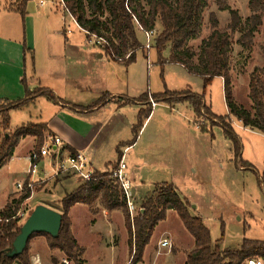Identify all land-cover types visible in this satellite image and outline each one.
<instances>
[{"label":"rangeland","instance_id":"obj_1","mask_svg":"<svg viewBox=\"0 0 264 264\" xmlns=\"http://www.w3.org/2000/svg\"><path fill=\"white\" fill-rule=\"evenodd\" d=\"M41 1L29 2L35 20L28 21L27 24V21L23 23L19 13L6 12L4 10L6 0H0V35L17 40L27 33V27L30 31L33 27L35 48L26 58L27 76L34 77L42 87H49L48 89L56 87L55 79L52 77L55 63L49 64L50 61L49 63L47 61V46L52 43L55 52L59 51L66 42L64 34L66 31L71 42L83 44V52L88 50L89 53L92 50L93 60L88 67L93 78L90 96L98 98L106 92L131 98H139L146 93L162 94L166 91L203 94L204 78L190 74L179 64L169 63L163 68L154 43L150 52L139 50L133 64L128 66L117 63L101 47L95 45L94 40L90 43L86 35L73 23L61 0H51L44 7L40 6ZM21 2L22 0H7L6 7L17 9ZM249 2L250 0H225L224 5L231 10H238L243 19V30L232 34L228 29L231 23L230 11L221 10L219 0H209V7L203 17L202 33L197 40L190 43V47L199 52L203 41L213 31L211 15H216L220 22L219 29L231 34L233 40L231 76L234 98L240 106L255 115L256 110L250 99V83L251 75L256 69L264 70V13L261 15L263 25L256 33L252 47H244L240 40L246 30L247 21L253 16ZM106 19L107 17L103 20ZM161 26L159 22L157 34L161 32ZM58 31L59 34H55ZM138 31L140 42L145 47L146 37L140 29ZM26 45L28 48L27 42ZM163 56L169 58L170 50L168 49ZM2 98L4 97L0 96V99ZM108 99L110 96L107 95L101 98V101L104 103ZM148 99L152 110L151 99L160 104L154 99V95L148 94ZM138 101L141 102L140 98ZM205 105L208 109H202L198 117L190 105H181L175 110L171 109L173 106L161 104L148 120L143 118V123L148 124L140 134L142 141L135 151L129 152L126 156L133 181L132 195L137 209L140 210L143 202L154 196L160 186L173 184L180 195L189 202L191 213L201 217L209 228L213 247H219L221 251H237L246 239L264 242V134L245 128L236 118H231L235 136L242 148L241 162V159L237 158L233 141L226 137L224 128L215 119V116L228 115L224 80L220 78L213 80L208 88ZM148 108L149 106L124 107V110L114 113L115 108L112 107L105 111L104 116L113 123V126L119 125L116 137L129 144L134 140L133 130L141 120L142 111ZM52 116L53 107L45 100H38L28 109L11 114L10 130L4 132L0 126V138L2 140L4 135L11 137L17 129L28 123H46ZM1 122L0 113V125ZM203 126L208 131H205ZM115 135L112 134V140L115 139ZM145 145L149 148V153L143 156V167L136 172L133 168L134 160L139 152L145 149ZM109 147L108 145L102 152L104 155L102 161L110 159L116 162L106 172H98L100 174L111 172L119 161L121 152L118 156L117 148ZM31 149L29 141L22 143L14 159L0 171V212L13 201H18L24 194L17 191L16 185L27 179L29 169L27 154ZM52 176L53 160L45 158L39 164V172L33 180L37 182L35 192L40 193L44 190L43 194H47L46 197L50 200L52 199L48 192L56 180L62 181L71 177L62 174L54 180L39 183ZM77 181L79 182V179L75 178L71 184L62 185L55 196L60 198L64 193L70 192L71 185ZM39 198L40 196H36L32 204L36 205L40 201ZM15 208H18L19 215H25L21 217V226L35 210L28 202L20 206L15 204ZM91 215L93 217H89L83 209H78L73 216L75 223L73 234L84 246H80L83 252L77 262L69 259L60 250L51 249L47 237L37 236L31 241L27 252L30 264H130L134 254L129 244L126 215L116 211L107 213V217L103 218L102 228H94V233L91 232V227L97 221L92 223L91 220L99 215ZM131 223L134 228L132 219ZM165 239L171 242L172 248L160 247V242ZM194 249V237L185 228L178 214L169 211L166 220L156 228L140 264H185L188 254ZM255 261L257 264H264L260 259Z\"/></svg>","mask_w":264,"mask_h":264},{"label":"trees","instance_id":"obj_2","mask_svg":"<svg viewBox=\"0 0 264 264\" xmlns=\"http://www.w3.org/2000/svg\"><path fill=\"white\" fill-rule=\"evenodd\" d=\"M30 1L22 0L19 8L7 9L19 13L25 23L26 9ZM63 2L89 41L92 36H97L109 43V47L101 48L117 63L129 66L136 61L137 52L144 50L138 34L139 24L145 31H156L154 47L163 68L169 63L179 64L190 74L204 78L205 89L202 95L166 91L154 95V99L161 104L174 106L187 103L198 117L202 109H208L205 105L208 88L214 79L222 78L229 115L215 116V119L224 128L226 137L233 141L238 159H241L242 148L230 121L232 117L241 122L245 128L264 134V70L256 69L251 75L250 99L256 110V114L253 115L240 106L234 98L231 76L233 40L231 34L219 29L220 22L216 15H211L213 31L203 41L199 52L190 47V43L197 40L202 33L203 17L209 7V0H63ZM218 4L221 10L230 11L229 31L232 34L242 31L243 19L239 11L225 6V0H219ZM249 7L253 16L247 21L246 30L244 29L245 32L240 40V43L247 48L252 47L255 35L263 25L261 15L264 13V0H250ZM105 17H107L106 21L103 20ZM159 22L162 30L157 34L156 28ZM23 47L26 63L27 55L31 51L25 42ZM168 49L170 57L165 58L163 55ZM22 83L25 87L24 99L18 101L0 99L2 117L0 126L4 132L10 130L11 112L29 106L36 98L46 97L55 104L60 102L51 91L43 88L39 91H31L26 79ZM140 100L149 105L148 93ZM152 113L150 106L142 111L141 120L133 130L134 140L128 146L132 147L137 143L144 126L143 118L148 120ZM203 128L208 131L204 126ZM28 137L36 139L35 150L40 151L47 139L52 137V132L47 124L28 123L17 129L11 137L4 135L2 140L0 138V169L13 158L20 142ZM71 154L76 153L71 151ZM97 176L101 178L98 182H87L62 200L60 209L62 228L58 238L47 234H36L30 240L24 254L13 259L6 256V251L13 247L22 227L15 204L23 205L30 198V192L7 205L0 212V264H30L27 252L31 241L37 236L47 237L51 249L60 250L69 259L77 262L83 249L73 234L70 212L76 205L82 204L88 206L92 214L97 215L96 205L99 201L109 213L122 211L126 215L129 244L134 254L130 264L143 262L146 248L151 244L156 228L166 220L169 211L178 214L185 228L195 239V249L188 254L185 264H245L252 259L264 261V242L246 239L237 251H221L219 247L214 248L209 228L201 217L191 213L189 202L180 195L173 184L160 186L154 196L143 202L133 228L126 202L122 199L111 175L97 173Z\"/></svg>","mask_w":264,"mask_h":264},{"label":"crops","instance_id":"obj_3","mask_svg":"<svg viewBox=\"0 0 264 264\" xmlns=\"http://www.w3.org/2000/svg\"><path fill=\"white\" fill-rule=\"evenodd\" d=\"M30 4L31 3H28L26 9L27 24L28 21L35 20L34 18L35 15L32 14ZM6 5H7V0L4 6V10L6 12H9L10 10L7 9ZM64 22H66L65 19ZM30 24L32 26V22H30ZM76 27L82 33L85 34V32L81 30L77 25ZM55 34H59V31L55 32ZM64 34L66 36V42L59 49V51L55 52V48L52 43H49L47 46V56H48L47 61L48 63L50 61L49 64L55 63V65L53 66L54 75L52 77H54L55 79L56 87H53L52 89H48L49 87L48 88L42 87L39 81L36 80L34 77L27 76V62L25 63V59H24L23 43L24 42L28 43V49L31 52L32 49L35 48V40H34L35 31L33 30V27L31 31L29 27H27V33L25 32L23 37L17 40L4 35H0V96L4 97L2 99L9 101H18L24 99L25 87L22 83L24 79H26V82L31 91L40 88L51 91L60 101L59 104H55L46 97H38L33 102H31L29 106L24 107L20 110L28 109L31 105H34L38 100L42 99L47 101V104L50 105V107H53V116L48 118L46 123H44L48 125L50 131L52 132V137H49L47 140L53 141L55 139H60L62 142V147H64L68 153H71V151H73L76 154H80V153L87 154L92 167L97 172H106L110 167H112V165L116 162V160L112 161L110 159H105L104 160L105 162L102 161V157H104L102 152L105 151V148L108 145L110 146L109 148L116 147L117 155L119 156V153L122 151V149L125 148V146L129 145L131 142L129 144H126L124 143V141H121L116 137L115 133L119 125L116 124L113 126V123H111L109 119L105 118L104 116L105 111L108 110V108L112 109V107H114L115 108L114 113H115L116 111L118 112L120 110H124V107L150 106V105L138 101V99L141 97L131 98L127 95L116 96L109 92L103 93L98 98L94 97L93 95L90 96L89 90L93 78L88 71V67L91 66L93 60L92 50H90L89 53L88 50H85V52H83L84 47L82 43L79 44L77 42H71L68 38L66 31H64ZM220 79L223 81L222 78ZM148 94L156 95L150 93ZM107 95L110 96V99L102 103L101 98ZM126 102H130V103L127 104ZM160 105L161 103L155 109H157ZM181 105H189V104L186 103V104L175 105L171 107V109L177 110V108ZM155 109H153V112ZM14 112L15 111H12L11 114H13ZM228 115H229V110H228ZM147 124L148 123L145 122L140 134L143 132ZM107 130L110 132H108ZM112 134L115 135L114 140H112ZM26 141H29L32 145V149L27 154V159H28V157L32 154V152L36 148V139L32 137L23 139L20 142L19 146ZM140 141H142V138H140L139 136L137 143L131 147V150L129 152L135 151L139 146ZM19 146L15 149L13 158L3 168H6L8 164H10V162L14 159V156ZM144 148L145 149L139 152L136 160H134L135 165L133 166V168L135 169L136 172H139L142 169L143 167L142 158L144 155L149 153V148H146V145L144 146ZM2 169H0V171ZM128 173L130 176L131 174H130L129 165H128ZM27 174H28V170H27ZM75 178L79 179V182L77 181V183H73L71 185L72 186L71 191L64 193L62 197L57 198L55 194L57 193L59 188L62 187V185L64 184H68V183L71 184L72 179ZM39 183H45V181L41 180ZM84 184L85 182H83L80 178L75 176H71L62 181L56 180L55 184H53L52 186L51 191L48 192V195L52 200L46 197L47 194H43L44 193L43 190L40 193L35 192L34 197L31 200H28L27 202L29 205H31V207H33V209H35L40 205H44L50 209L60 212L62 200L68 194L74 192ZM36 196H40L39 198L40 201L36 205H33L32 200ZM78 209H83L88 214L89 217L92 216L91 215L92 212L88 206L82 204L76 205L70 212V218L72 221V230L74 229V225H75L73 216ZM96 210L98 211L97 215L99 216H97L96 218L94 217L91 220L92 223L97 221L95 222V225L91 227L92 228L91 232L93 233L95 231L94 228L97 227L102 228L103 218L104 217L106 218L107 213H109L108 211L105 210L101 201L97 203ZM116 212H122V211H116ZM77 241L81 247H84L83 244L79 241V239H77Z\"/></svg>","mask_w":264,"mask_h":264},{"label":"built area","instance_id":"obj_4","mask_svg":"<svg viewBox=\"0 0 264 264\" xmlns=\"http://www.w3.org/2000/svg\"><path fill=\"white\" fill-rule=\"evenodd\" d=\"M51 0H42L40 2V6H46ZM63 8L66 9L67 13L69 11L66 8L65 3L61 0ZM72 21L81 29L78 25L76 19L69 13ZM139 29L144 33L147 44L144 47V50L150 52L153 48L154 38L156 36V31H145L141 25L138 24ZM82 30V29H81ZM92 38V39H91ZM90 38V43L94 40L95 45L106 48L109 47V43L103 39L98 38L97 36H92ZM151 104L153 109H155L158 104L155 103L153 99H151ZM131 150V147L128 146L121 151V155L119 161H117V165L111 170L110 173L112 179L114 180L115 186L118 188L122 199L126 202V207L128 209L129 215L131 216L132 222L134 223L135 217L139 213V209H137L135 205V199L132 195L133 189V181L128 173V166L126 163V156ZM51 158L53 160V169L54 176L49 177L43 181L48 182L50 180H54L62 174H67L68 176H75L80 178L83 182H98L101 178H98L97 171L92 167L91 162L87 154H71L68 153L64 147H62V142L60 139H55L50 142L46 141L44 146L40 151L34 150L32 154L28 157L29 161V169L28 176L24 182H20L17 184V189L19 192L27 194L30 192L31 200L35 195V188L37 182L33 180V178L39 172V164L45 159ZM48 177L47 175H45ZM27 200V201H28ZM26 201V202H27ZM25 215H17L18 218L24 217ZM1 222V220H0ZM160 247L162 249H170L172 248V244L169 240L165 239L160 242ZM38 264V263H37ZM248 264H257L255 259L249 260Z\"/></svg>","mask_w":264,"mask_h":264},{"label":"water","instance_id":"obj_5","mask_svg":"<svg viewBox=\"0 0 264 264\" xmlns=\"http://www.w3.org/2000/svg\"><path fill=\"white\" fill-rule=\"evenodd\" d=\"M62 228V214L44 205L35 208L25 224L21 227L20 234L13 243V247L6 251L10 259L24 254L30 240L36 234H47L58 238Z\"/></svg>","mask_w":264,"mask_h":264}]
</instances>
